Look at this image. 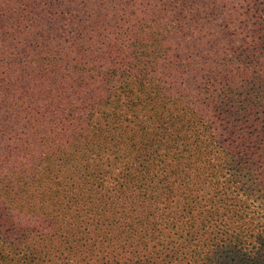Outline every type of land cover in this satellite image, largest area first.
I'll list each match as a JSON object with an SVG mask.
<instances>
[{
	"label": "trees",
	"instance_id": "16d2710c",
	"mask_svg": "<svg viewBox=\"0 0 264 264\" xmlns=\"http://www.w3.org/2000/svg\"><path fill=\"white\" fill-rule=\"evenodd\" d=\"M0 264H264V0H0Z\"/></svg>",
	"mask_w": 264,
	"mask_h": 264
},
{
	"label": "rangeland",
	"instance_id": "374dc122",
	"mask_svg": "<svg viewBox=\"0 0 264 264\" xmlns=\"http://www.w3.org/2000/svg\"><path fill=\"white\" fill-rule=\"evenodd\" d=\"M50 123H52V121H50ZM215 132H217V131H215ZM205 148L207 149V150H205L207 152V154L205 156L206 160H212L216 164H220L221 162H223L224 153H223V150L218 145L213 144V145L207 146ZM221 150H222V152H221ZM209 151H211V152H209ZM4 202L14 206L15 208H18L19 213H21L22 215L19 216V218L17 220L19 222H22L24 226L30 225L31 226L30 228L36 227L37 222L33 219L34 217L32 218L29 216V210H30L31 205H30V202L28 200H26L24 198L21 205L19 204V202L17 200H14V199H5Z\"/></svg>",
	"mask_w": 264,
	"mask_h": 264
}]
</instances>
